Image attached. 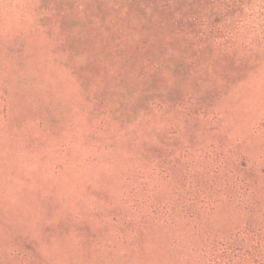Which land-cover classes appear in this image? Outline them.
I'll return each mask as SVG.
<instances>
[{
  "label": "rangeland",
  "instance_id": "obj_1",
  "mask_svg": "<svg viewBox=\"0 0 264 264\" xmlns=\"http://www.w3.org/2000/svg\"><path fill=\"white\" fill-rule=\"evenodd\" d=\"M183 3L0 0V264H205L264 228V58Z\"/></svg>",
  "mask_w": 264,
  "mask_h": 264
},
{
  "label": "trees",
  "instance_id": "obj_2",
  "mask_svg": "<svg viewBox=\"0 0 264 264\" xmlns=\"http://www.w3.org/2000/svg\"><path fill=\"white\" fill-rule=\"evenodd\" d=\"M179 1L164 0L160 9L166 11L170 5L176 6L183 1L191 8L199 4L196 11L186 5L189 10L184 14L168 16L174 26L184 31L196 44L211 52L220 48V56L221 52L233 54L242 60V63L238 62L242 67H252L264 58V0ZM70 5L56 8L53 4L49 10H65ZM211 42L219 47L216 49ZM230 235L228 239L210 242L205 250V264H264V228L244 227Z\"/></svg>",
  "mask_w": 264,
  "mask_h": 264
}]
</instances>
